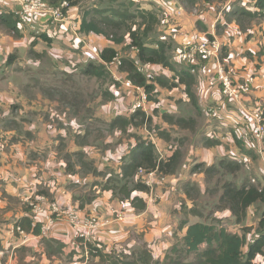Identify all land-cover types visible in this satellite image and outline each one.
Listing matches in <instances>:
<instances>
[{"label":"rangeland","instance_id":"1","mask_svg":"<svg viewBox=\"0 0 264 264\" xmlns=\"http://www.w3.org/2000/svg\"><path fill=\"white\" fill-rule=\"evenodd\" d=\"M208 1L215 2V0L204 2ZM237 1L241 2V0ZM199 5L202 6L201 2ZM93 9L104 10L109 16L117 12H128L136 16L143 11L153 12L158 18V23L149 33L148 41H172L164 39L166 37L164 27L168 26L169 30L172 21L169 18L168 24L163 23H167V14H164L154 1L80 0L79 6L70 9L68 16L72 18L70 20L75 21L82 18L84 12ZM141 22L139 18L132 19L127 25L137 29ZM257 22L258 20H246L245 23ZM61 25L62 22L51 23L46 27L36 26V32L46 34L48 38L46 42L28 26L18 25L20 36L0 28L2 50L0 51V144L46 142L54 157L58 156L57 158L63 160L66 167L67 164L75 167L82 180L78 185L71 184L75 190L73 194L84 196L87 201L96 199L102 194L109 180L111 182L121 178L122 167L129 162L130 151L136 145L138 138L151 140V136L157 139V136L162 134L165 138L164 142L168 146H173L174 152L181 154L175 171L177 170L179 174L190 171V177L182 179L178 184L164 181L163 175H155L153 177L155 180L151 181L149 186L154 190L155 202L158 197L159 204L164 200L166 207L175 205L178 206V211L175 212H181L178 222L173 221L175 244L183 234L180 230L182 222L192 223L196 220L208 222V218H210L209 223L220 221L231 232L247 234L249 239L255 235L261 218V204L252 206L246 223L239 226L233 217H225L229 212L221 209L220 198L226 184L232 183L238 187L246 182L258 184L264 179V165L262 166L258 160L246 158L242 153L237 154L236 150H229L230 154L215 158L214 164L205 163L206 167L214 166L216 169L211 176L192 173L196 165H192L196 154L204 152L208 155L207 150L212 149L207 147V142H213V139L208 136L210 131L205 127L206 116L202 110L215 116L216 107L206 104L204 108L200 107V110H197L190 102L185 86L168 90L155 83L156 78H166L168 83H173L176 79L172 72L161 66L150 67L147 74L149 81L156 84V90L151 95L153 100L147 99L146 111L144 108L137 109L145 114V121L140 116L133 121V125L127 124L122 129H114L112 125L115 119L125 120L135 114L133 110L141 100V94L129 88L124 82L115 81L114 76L119 73L116 67H106V74L100 79L86 76L84 69L88 62L101 64L97 55L95 56L86 46L92 44L95 46V52H100L110 46L108 40L101 36H82L78 32H74L75 35L72 31H70L74 36L72 41L64 40L60 37ZM127 40V44H130V40ZM170 44L174 49V43ZM191 45L192 43L187 44L177 55L173 53L169 55L177 69L183 67V63L179 61L180 54ZM117 47L120 58L131 59L136 54L133 48L129 49L126 45ZM85 55L90 56L86 62L83 59ZM12 65L16 66L15 70ZM252 77L255 79V76ZM254 105L253 108L264 110L263 104ZM181 118L187 121L193 120L194 127L190 124L188 127H183L178 123ZM157 154L159 158L165 160L169 153L157 152ZM224 159L237 160L242 169L236 174L225 172L219 168L220 161ZM145 177L147 178L145 173H139L135 180L145 183ZM157 190L158 192L155 193ZM187 190L190 196L187 195ZM138 194V192L134 193V196ZM192 209L197 210L201 216H193ZM117 214L109 217V220H116L119 214L124 213ZM135 240L141 242L134 246L132 252L139 251L145 244L140 235Z\"/></svg>","mask_w":264,"mask_h":264},{"label":"crops","instance_id":"2","mask_svg":"<svg viewBox=\"0 0 264 264\" xmlns=\"http://www.w3.org/2000/svg\"><path fill=\"white\" fill-rule=\"evenodd\" d=\"M151 1L157 3L164 14H167V23L163 22L164 24L169 23V18L172 21L169 24V30L168 26L164 27L166 28L165 41L172 40L168 41L169 43L164 42L169 48V55L171 53L177 55L189 43L194 44L207 37L216 38L225 49L226 56L222 64L236 80L255 76L252 92L239 102L230 101L221 92L218 79L219 65L213 60L199 56L194 74L196 78L194 91L200 107L204 108L206 104L216 107L215 116H211L205 110L202 112L206 116L205 127L210 131L208 136L218 143L215 147H210L211 150H207L208 155H205L204 152L196 154L195 162L192 165L214 164L215 158L230 154L229 150H236L237 154L241 153L235 141L237 138L246 148L255 151L258 161L263 166L264 150L260 146L257 147L254 141L243 138L246 124L252 122L249 111L255 107L254 104L264 105V8L259 9L256 6L259 0H241V2L237 0H215V2H204L205 0ZM199 2L202 6L199 5ZM236 5H242L241 8L256 14L258 22L246 25L244 29L237 23L235 17L230 16L228 19L227 15L229 16ZM18 9H21L20 0H0V15L16 13L19 12ZM68 15L60 26V37L64 40L72 41L74 36L70 31L78 32L82 36L100 37L92 33L89 35L80 33L82 18L74 21L70 20L72 18ZM41 25L46 27L48 24L41 23ZM77 39L79 40V38ZM107 42L109 47L118 51L117 45ZM170 43H174V49ZM86 47L89 51H93L99 59V52L94 50L95 46L91 44ZM0 51L2 50L0 49ZM84 52L89 53L88 51ZM89 57L85 55L84 62ZM14 65L11 67L15 70L16 66ZM181 68H187V66L183 64ZM118 72L114 76L115 81L124 82V75L120 73L119 69ZM145 105L146 103L143 108L146 111ZM150 139L156 145L157 152L169 153L164 161L174 154L173 146H168L158 137L155 139L151 136ZM160 155L164 157L163 154ZM57 157H54L50 146H46V142L0 144V252L3 253L2 264H103L101 258L95 255V249L99 248V251L108 255L119 254L121 251L130 254L134 246L141 242L135 240L139 235L143 237V242L149 247L155 258L162 259L166 251L175 244L172 230H174L173 221L178 222V217L181 216L180 211L175 212L178 211V206L167 205L166 207L164 200L159 204L158 197L155 202L152 189L150 194H138L147 204V208L143 212L136 211L128 201L122 202L110 191L102 192L89 203L85 201L84 196L73 194L75 190L71 184H79L82 180L79 174H68L65 162ZM189 172L187 170L179 174L176 170L171 174L157 172L155 175H163L164 181L178 184L182 179L190 177ZM153 180L155 179H151L152 182ZM157 180L161 179L157 178ZM157 192L158 190L155 191V193ZM43 196L47 199L45 202L40 200ZM51 202L58 204L62 211H78L81 218L100 216L104 221L120 212L124 213V218L112 224H103L95 234V246L90 245L88 249L84 246L76 247L75 230L72 224L66 219L57 218L56 215H52L56 219L55 225L45 235L42 232L40 235H35L22 229V231H18L16 223L24 217L32 218L35 223L45 224L51 217L48 209ZM40 204L47 207V211L37 214L35 206ZM81 204H84L83 208H80ZM225 217L232 216L228 213ZM198 222L200 221L196 220L189 224ZM181 231L183 232L181 237H183L186 227ZM255 263L264 264V256H258Z\"/></svg>","mask_w":264,"mask_h":264},{"label":"trees","instance_id":"3","mask_svg":"<svg viewBox=\"0 0 264 264\" xmlns=\"http://www.w3.org/2000/svg\"><path fill=\"white\" fill-rule=\"evenodd\" d=\"M51 7L59 8L63 2H67L68 6L62 9L63 15L66 17L70 9L78 7L80 0H44ZM115 0H111L114 2ZM133 3V2H131ZM134 5V3H133ZM259 9L264 8V0H259L256 4ZM101 9H93L84 12L79 32L82 34H95L104 37L114 45H126L129 49H135L133 58L121 57V66L118 68L124 75L126 80H130L134 86L142 88L149 101L153 98L151 95L156 90V84L149 81L147 74L138 72L135 61H139L143 65L150 67L161 66L165 70H169L174 74L175 80L173 83H168L166 78H156V82L160 87L173 90L184 85L186 94L192 105L200 110V105L194 91L196 85V67H187L177 69L172 64L169 58V48L164 42L154 40L148 41V35L158 23V18L153 12H140L139 16L130 15L128 12H117L109 16ZM236 18L237 23L244 29L246 20H256L257 15L241 8L239 5L227 15ZM140 19L142 24H138L137 29L128 26V21L132 19ZM245 26V27H244ZM0 28H3L9 33L20 36V28L15 13H3L0 15ZM44 42L48 41L46 34L38 36ZM130 40V44L128 40ZM213 39V38H212ZM222 46L221 62L225 58V51ZM119 52L112 47H106L99 52L101 64L89 63L84 69V74L89 77L103 78L106 74L105 64H110L116 59ZM142 117L145 121V114L141 111L125 120L115 119L112 127L114 129H122L127 124H132L133 121ZM193 120H185L181 118L178 123L183 127H194ZM133 125V124H132ZM159 139H165L162 134L157 136ZM236 143L246 158L258 160L253 149L245 148L243 143L235 139ZM164 141V140H163ZM217 141L207 142V147H215ZM181 154H174L166 161L161 160L157 154V148L153 141L145 140L140 137L137 139L136 145L130 151V159L127 164L122 167L121 178L114 179L108 186L103 188V191H110L115 197H118L122 202L128 201L131 206L138 212H143L147 208L145 200L139 196H134V193L149 194L150 187L141 180H135L138 174L142 171L145 173L159 172L163 174H171L175 172L178 166ZM219 168L230 174H236L242 169V166L235 161L221 160ZM66 171L68 174H76L77 170L71 164H67ZM216 171L214 166L206 167L204 163L196 164L192 169L193 174H213ZM187 195L190 196L187 190ZM93 200H87L92 202ZM262 206L261 218L258 223L257 233L250 239L247 234L234 233L224 227L220 221L214 222H198L189 224L184 221L180 225L183 230L186 227V232L181 237L178 243L168 249L162 259H156L149 247L144 244L139 251H134L130 254L112 253L104 254L98 249H95L96 256L101 258L103 264H256L255 260L258 256H264V179L258 184L246 182L238 187L232 183L226 184L223 187V194L220 198L221 209L228 211L235 223L242 226L248 219L249 210L252 206ZM84 204L80 205L83 208ZM192 215L200 217L201 214L197 210H191ZM210 220V218H208ZM42 224L35 223L32 218L24 217L16 223V227L24 231L32 232L35 235H40L42 232ZM246 233V232H245Z\"/></svg>","mask_w":264,"mask_h":264},{"label":"built area","instance_id":"4","mask_svg":"<svg viewBox=\"0 0 264 264\" xmlns=\"http://www.w3.org/2000/svg\"><path fill=\"white\" fill-rule=\"evenodd\" d=\"M21 11L16 12V18L18 25L28 26L32 32L40 35L41 32H36L37 25H41L42 20H47L44 24L58 23L65 20V16L62 13V9L68 6L67 2H63L59 8L51 7L44 0H20ZM223 44L216 38H205L202 41L192 44L184 52L180 54L179 61L187 67L198 66L199 56L207 60H213L219 65L218 79L221 86V92L224 97L233 102L241 101L245 96L249 95L253 89L255 79L250 76L243 80H236L233 75L228 72L225 66L221 62V51ZM135 50V49H134ZM107 68L117 69L121 66V59L118 56L110 64H105ZM135 66L138 72L142 74H148L150 65H143L139 61H135ZM129 87L141 94V100L136 104L133 113H136L137 109L143 108L147 101V95L142 88L136 87L130 80L124 81ZM264 110L255 109L249 111L252 119L251 123L246 124L243 134L244 140L254 141L256 146L264 150ZM144 174L145 172H140ZM156 172L145 173L147 175L146 184L150 186L151 179ZM40 200L45 202L46 197H41ZM51 217L42 226V234L45 235L55 225L56 219L52 215H56L57 218L66 219L69 221L75 230V245L76 247H85L88 249L90 245L95 246V234L103 226V224H112L118 220H123L124 214L118 215L116 220H100L98 216H90L88 218H81L78 211L67 210L62 211L58 204L50 203L48 207ZM47 211V207L43 204L35 206V212L37 214ZM18 231H22L18 228ZM3 253L0 252V264H2L1 257Z\"/></svg>","mask_w":264,"mask_h":264},{"label":"water","instance_id":"5","mask_svg":"<svg viewBox=\"0 0 264 264\" xmlns=\"http://www.w3.org/2000/svg\"><path fill=\"white\" fill-rule=\"evenodd\" d=\"M18 11H21V9H18ZM41 22H42V23H45V22H47V20L44 19V20H42Z\"/></svg>","mask_w":264,"mask_h":264}]
</instances>
